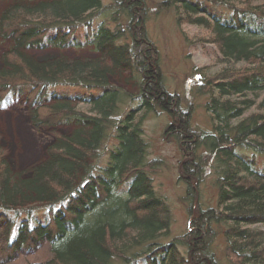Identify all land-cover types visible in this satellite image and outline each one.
Listing matches in <instances>:
<instances>
[{"label": "trees", "instance_id": "1", "mask_svg": "<svg viewBox=\"0 0 264 264\" xmlns=\"http://www.w3.org/2000/svg\"><path fill=\"white\" fill-rule=\"evenodd\" d=\"M4 1L0 98L25 88L35 128L64 123L72 132L56 135L28 175L14 174L0 153V264L35 256L31 264H216L218 231L231 264H264V167L255 155L264 156V2L160 3L177 23L204 29L218 53L220 70L195 87L207 96L206 132L165 87L147 34V0ZM48 48H88L126 67L137 93L111 84L103 62L26 54ZM53 98L69 102L47 104ZM161 112L171 117L164 135L179 145L193 217L173 237L170 210L153 186L159 161L147 160L142 129L145 116ZM210 163L217 200L203 208L197 186Z\"/></svg>", "mask_w": 264, "mask_h": 264}, {"label": "rangeland", "instance_id": "2", "mask_svg": "<svg viewBox=\"0 0 264 264\" xmlns=\"http://www.w3.org/2000/svg\"><path fill=\"white\" fill-rule=\"evenodd\" d=\"M108 4L110 0H103ZM162 0H147L146 29L148 37L156 45L165 87L170 93L180 96L182 108H191V124L195 129L211 131L212 121L204 109L206 95L195 93V87L201 79L210 77L219 71L218 53L215 46L207 40L208 33L197 26L176 21L174 9L160 5ZM242 3L244 0H238ZM237 1V2H238ZM261 2L264 0H251ZM5 1L0 0V13ZM6 46L0 33V69H3L2 54ZM27 56L34 60L59 59L62 61L93 60L105 63L111 69L110 83L135 95L137 85L126 67L114 68L88 48L66 49L56 51L26 50ZM69 102L63 98H53L47 101L49 105ZM136 103V102H135ZM134 105H137L135 104ZM76 106L75 103H71ZM78 106V107H77ZM76 107L80 109V106ZM252 109H250V112ZM171 117L164 112L158 115L148 114L142 120L143 138L148 144L147 160H157L158 166L152 174L156 193L165 199L171 213L170 237L184 234L193 217L188 214L189 203L185 197L186 183L180 178L181 151L177 142L167 135L164 129L170 123ZM72 128L64 123L35 128L31 121V109L27 100L25 88L0 98V153L14 174L28 175L36 164L47 158V150L58 144L56 135H69ZM248 156L249 150H238ZM199 152L204 153L200 150ZM259 166L264 167V156L256 154ZM202 180L197 186L199 204L204 207H215L217 186L215 172L211 163L205 169ZM196 183V182H194ZM160 239V242L167 241ZM224 239L218 231L212 242L216 264H231L224 253ZM40 257V256H38ZM37 256L20 258L11 264H31L37 261Z\"/></svg>", "mask_w": 264, "mask_h": 264}]
</instances>
